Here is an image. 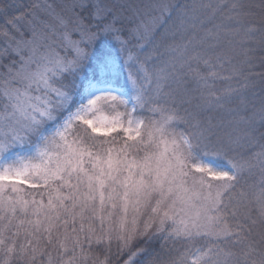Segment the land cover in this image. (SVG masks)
I'll list each match as a JSON object with an SVG mask.
<instances>
[{
	"label": "snow or ice",
	"instance_id": "snow-or-ice-1",
	"mask_svg": "<svg viewBox=\"0 0 264 264\" xmlns=\"http://www.w3.org/2000/svg\"><path fill=\"white\" fill-rule=\"evenodd\" d=\"M0 21V264H264V0Z\"/></svg>",
	"mask_w": 264,
	"mask_h": 264
},
{
	"label": "trees",
	"instance_id": "trees-1",
	"mask_svg": "<svg viewBox=\"0 0 264 264\" xmlns=\"http://www.w3.org/2000/svg\"><path fill=\"white\" fill-rule=\"evenodd\" d=\"M167 2H170V3H174V2H176V0H167ZM206 2H214V0H206ZM0 23H2V21H0ZM209 27L211 26V25H208ZM3 37H0V42H2L3 41ZM244 155H247V153H244ZM257 175H258V173H257ZM245 180L247 181V183L248 184H253V183H255V177H253V176H249L247 173L245 174ZM98 252V254H99V251H97Z\"/></svg>",
	"mask_w": 264,
	"mask_h": 264
},
{
	"label": "rangeland",
	"instance_id": "rangeland-1",
	"mask_svg": "<svg viewBox=\"0 0 264 264\" xmlns=\"http://www.w3.org/2000/svg\"><path fill=\"white\" fill-rule=\"evenodd\" d=\"M119 2L127 3V4H130L132 6H136V5H141V4L145 3L146 0H119ZM148 51H150V50H148ZM3 62L6 64L8 61L4 60ZM177 247H179V245H177ZM97 251H99V250H97Z\"/></svg>",
	"mask_w": 264,
	"mask_h": 264
}]
</instances>
